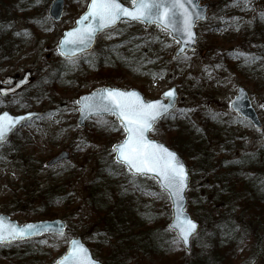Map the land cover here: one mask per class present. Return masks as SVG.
<instances>
[{"label":"rangeland","instance_id":"374dc122","mask_svg":"<svg viewBox=\"0 0 264 264\" xmlns=\"http://www.w3.org/2000/svg\"><path fill=\"white\" fill-rule=\"evenodd\" d=\"M23 1H20V4ZM41 1L45 10V17H48L47 10L52 0ZM121 1L126 5H131V0ZM203 1L218 3L220 0H201V2ZM88 2L89 0H65L62 20L54 24L55 27L49 29L47 33L46 31L44 32L42 24L38 21H35L36 24L29 21L33 18L34 12L29 10L22 12L11 9L14 12L11 13L10 17L12 26L16 30L27 29L30 37L20 46L16 54L11 55L7 63L0 65V82L4 78L8 82L13 77L29 71L31 74V85L17 94L13 98L14 100L7 101L9 103L8 110L15 114L17 113L15 108L20 102H24L28 104L30 111H41L44 115L19 128L12 141L5 148L8 153L4 158L0 159V204H3L6 198L15 199V196L20 195L18 188L20 184L17 181L21 180L24 175L44 179L53 171L63 167L73 165L79 166L80 169H74L78 176L70 184L71 189L73 188L74 203L68 212L70 215L75 213L77 215V218L71 222L66 219L70 231L63 236L41 237L33 242L24 244L20 248L0 245V264H52L63 253L69 239L74 236H80L93 250V244L98 236L93 229L99 230L102 228V224L96 222L93 214H88L84 210L78 214L77 208L78 206H83L82 200L87 197V185L95 178L98 170L106 164L114 163V153L111 150V146L122 141L123 133L119 124H117V130H110L111 125L117 123L113 116L102 117L108 119L105 121L111 124L107 127H100L99 129L97 125H92L93 122L89 120L84 129L77 128L75 123L77 105L74 102L79 96V92L83 94L89 91L85 83L82 82L86 75L83 69L86 67L78 66L79 57L66 60L56 52L59 34H61L63 29L66 30L74 26L75 20L85 10ZM1 4L3 7L5 6L3 2ZM23 4L25 3L23 2ZM250 6L251 4L246 3V10ZM240 7V10L243 9V6ZM213 10L214 8H212ZM2 14L4 15L3 12ZM48 20L50 19L48 18ZM201 27L203 26H197L196 50L177 60L173 58L177 43L170 40L167 37L168 35L160 30L163 33L162 38L164 36L170 41L169 47L166 45L160 54V63L169 65L165 73L159 76L150 73L151 68L159 65L156 58H153L152 60L145 59L146 62L143 61L142 66L139 68L133 67L132 70H123L124 73L121 71L120 73L115 72V74L119 76L118 87L139 90L141 88L142 90L140 91L146 99L159 98L166 89L172 86L175 87L179 94V107L167 118L169 119L171 116L172 119L177 121L183 111L190 116L191 121L201 131V136L206 142L204 146L210 145V151L214 153V158L211 161L217 164L221 158L227 157L229 154H231L228 156L229 158L238 157L244 152L254 151L264 144V108L261 107V105H264V92L260 91L261 93L256 96L250 95L249 86L240 84L241 78L225 63L220 61L218 57L213 56V52L210 51L201 38ZM156 29L159 30L158 28ZM115 30L116 28L109 30L98 37L97 44L93 49L94 55H96L95 52L101 55L107 46L118 42L121 43L119 46L116 45L120 54L131 55L128 53L129 51L142 50L138 46L123 42L125 38L118 39ZM130 31L133 30L128 32ZM223 35H226L225 31L220 34V36ZM34 48H37V51H33ZM131 53H133V56L138 55V52ZM83 58H85L84 60L87 59L86 57ZM56 73L57 77L53 79L56 80L54 81V86H51L49 82L45 84L47 87H43V96L46 99L41 98L39 100L35 92L39 84L43 85L42 78ZM91 73L92 71L88 72L89 75ZM71 79L73 81H70ZM243 80L245 81V79ZM74 81L77 82L76 85L79 84L77 88L79 92L71 90L70 87H67L68 89L62 88L67 84H74ZM251 82L258 83L253 80ZM238 86H242L249 93L252 106L258 112L263 123L261 130L253 129L246 121L231 111L230 104ZM206 117H208V120H206ZM162 122H159L155 130L150 133V137L168 145L170 136L163 129ZM170 134L173 135L172 133ZM232 137L236 139L235 143L237 146L234 147L233 152L225 153L222 148L225 147L223 142L227 138ZM112 141L114 142L112 143ZM9 148H14V152H9ZM62 151L69 152V160L47 170L45 162ZM197 153L194 150V154ZM181 157L185 156L181 155ZM184 159L190 173V186L186 194L189 202L193 179L196 177L194 184L197 189L203 180L206 181L209 178H206V173L203 174L198 171L190 156ZM40 164L42 165L40 166ZM118 170L120 171V169ZM126 173L128 174L126 178L131 182V192L127 197H124L120 207L116 210V217L112 219L113 214L110 217L108 216L113 221V232L125 231L127 236H131L129 239L131 243L136 242V237H132V235L141 234L150 228L155 229L156 236L153 237L160 240V243H164L166 240L164 233L175 238L174 233L167 228L170 220V203L167 195L159 189L153 180L146 178L139 180L128 172ZM114 189L115 191L112 193L113 202L117 199L116 194L120 193L123 188L120 183H117ZM200 189H197V191ZM31 207L21 205L16 210V213L0 207V212L9 215L11 219L19 224L43 220L37 219L30 214L32 212ZM186 210L193 220L199 224H204V226L211 224L207 215L200 217V215L195 214L189 208L188 203ZM224 211H226L225 208ZM55 218L65 220L60 215ZM162 224L166 231L159 227ZM257 238H259L257 241L259 253L255 254L253 252L255 247L252 246V243ZM156 243L159 242L156 240ZM201 246L199 244V247ZM169 249L171 250V248ZM27 250L36 254L40 253L42 257L35 259L30 257L22 258ZM186 253L189 254V252ZM235 256L236 258L234 259L236 261L234 264H264V234L258 232L257 236L247 235V241L243 244L240 252L237 250ZM97 258L104 264H110L103 257L97 256ZM113 264L118 263L114 262Z\"/></svg>","mask_w":264,"mask_h":264},{"label":"trees","instance_id":"16d2710c","mask_svg":"<svg viewBox=\"0 0 264 264\" xmlns=\"http://www.w3.org/2000/svg\"><path fill=\"white\" fill-rule=\"evenodd\" d=\"M20 1L22 0H0V65L7 63L11 55L16 54L20 46L30 37L27 29L16 30L12 26L10 17L14 12L11 9L34 12L33 18L28 20L35 24V21H38L46 33L55 27L54 23L45 17L41 0H24L25 4L23 2L20 4ZM1 2L4 3V7ZM210 3L214 10L212 11L211 8V14L204 24L206 28L202 27L200 30L202 40L213 52V56L218 57L241 78L240 84L249 86L250 95L256 96L261 93L260 91L264 92V18H262L264 0H220L218 3L211 1ZM246 3L251 4L248 10L245 8ZM240 6H243V9L240 10ZM129 30L133 31L128 32ZM224 31L226 35L220 36ZM116 32L118 39L125 38L123 42L138 46L142 50H132L128 52L131 55H123L117 49V46L121 44L118 42L107 46L101 55L96 52L94 62L80 58L78 62L86 67L83 69L86 75L82 82L88 89L101 85L117 87L119 76L115 72L124 73L123 70L139 68L143 61L146 62L145 59L156 58L159 62L157 67L151 68V74L159 76L167 71V63H160V54L163 45H167L168 42L164 36L162 38L160 31L152 28L147 33L138 24H122ZM33 51H37V48ZM131 52H138V55L133 56ZM90 71L92 73L89 75ZM252 80L258 83H252ZM54 81L56 80L52 79L51 86H54ZM67 87L79 92L77 89L79 84L76 86L75 81L74 84H67L62 88L68 89ZM40 89L39 87L36 90V96L39 100L46 99L39 91ZM7 100L10 102L13 99L0 98V108L9 107ZM29 109L28 104L20 102L15 111L24 112ZM181 115L177 121L169 118L161 124L170 136L169 147L176 149L186 158L190 156L198 171L206 173V178L210 179V181L203 180L199 185L201 188L199 191L194 184L196 177L193 179L188 205L200 217L207 215L211 224L207 226L201 224L197 237L192 240L189 254L184 252L176 238L166 233L163 234L166 240L160 243V240L153 237L156 236L154 228L132 235L136 237L135 243L129 241L131 236H127L125 231L120 230L119 233H114L113 221L108 216L113 214L112 219L116 217V210L124 197L131 192V182L126 178L128 175L126 171L111 162L98 170L95 178L87 185V197L82 200L83 208L79 206L77 208L78 214L84 210L88 214H93L96 222L102 224L101 229H93L98 235L93 244L95 256L103 257L110 264L114 262L118 264H234L236 261L234 258L237 256L235 253L243 248V241H247V235L257 236L258 232L264 234V180L262 179L264 178V144L238 157L229 158L228 156L231 155L229 154L214 164L211 161L214 153L210 151V145L204 146L206 142L201 136L199 127L185 112ZM105 120L108 119L94 118L92 125H97L100 129L105 127L101 123ZM113 124L117 127L116 123ZM109 125L111 124L108 123ZM235 140L232 137L223 142L225 147L222 148L225 153L234 151V147L237 146ZM194 150L198 153L194 154ZM4 156L5 150L0 153V158ZM74 169H80V167L73 165L63 167L53 171L44 179L27 176L26 179L21 180L23 185L18 186L20 195L15 196V199H4L8 201L0 204V207L16 213L21 205L32 206L30 214L37 219H53L60 215L69 219V222L75 220L76 213L70 215L68 212L74 203L73 188L71 189L70 184L78 176ZM117 183H120L123 189L116 194L117 199L113 202L112 193ZM159 227L163 228V224ZM67 231H70L69 227ZM163 231L166 229L163 228ZM156 240L159 243H156ZM24 244L28 243H13L10 246L20 248ZM199 244L202 246L199 247ZM24 257L35 259L42 257V254L27 250L22 258Z\"/></svg>","mask_w":264,"mask_h":264},{"label":"snow or ice","instance_id":"6c2138e0","mask_svg":"<svg viewBox=\"0 0 264 264\" xmlns=\"http://www.w3.org/2000/svg\"><path fill=\"white\" fill-rule=\"evenodd\" d=\"M192 4L193 0H131V7H125L120 0H90L87 10L75 21L77 26L68 31L61 40L60 47L68 51H61L60 54L66 56L69 51L80 50L81 46L94 39L98 31L114 26L121 17L156 23L178 33L185 43L193 41L195 34L192 28L198 14H194L187 7ZM3 92L4 90L0 89V94ZM164 96L169 99V103H163L159 99L145 101L140 93L134 90L104 88L92 96L81 97L74 103L82 104L79 111L85 114L103 111L116 116L125 135L122 141L112 145V152L116 154L115 162L126 166L134 173H154L161 188L168 192L170 198L175 197L178 203L184 199L183 192L188 186L185 165L175 152L161 143L150 140L146 135L149 131L155 130L154 126L159 119L171 115L170 109L173 107L171 100L175 97V90L169 89ZM24 119L25 117L21 116H11L7 111L0 113V142L6 138L16 123ZM101 123L102 126H108L107 121ZM110 130H117L115 124L111 125ZM172 226L178 229L185 244L196 229L195 222L179 209ZM50 227L35 224L5 227L3 218H0V244L24 238L41 230L47 231ZM59 232L63 235L62 229H59ZM70 243V250L56 261V264H98L82 243L75 239Z\"/></svg>","mask_w":264,"mask_h":264},{"label":"water","instance_id":"95a60500","mask_svg":"<svg viewBox=\"0 0 264 264\" xmlns=\"http://www.w3.org/2000/svg\"><path fill=\"white\" fill-rule=\"evenodd\" d=\"M121 2V1H120ZM122 3V2H121ZM125 7H128L126 5H124ZM131 7V6H130ZM187 7L194 13V14H198L197 18L194 20V23H193V28H192V31L194 32V40L193 41H188L187 43H185L181 38H180V35L176 32H173L171 29H165L163 26H160L156 23H152V22H143V21H140V20H131L129 17H121V19L119 21H117V23L114 25V26H111L107 29H111L113 27H115L118 23L122 22V21H128V22H141L144 24V28L147 29L149 28L151 25H157L159 26L161 29L167 31L169 34H170V37L173 39V40H176L178 42V47L174 53V57L175 58H178L180 57L181 55H184L187 51H194L196 49V41H197V33L195 31V27L198 23L200 22H204L206 21L207 19V10L209 8V4L208 3H205L203 5H199V1L198 0H193V4L192 5H187ZM63 8H64V0H53V2L50 4V7H49V11H48V14H49V17L54 21V22H58L61 17H62V14H63ZM87 10V8H86ZM85 10V11H86ZM84 13V12H83ZM82 13V14H83ZM81 14V15H82ZM79 19V18H78ZM77 19V20H78ZM179 23V22H178ZM76 23H75V27H76ZM74 28V27H73ZM72 28L68 29V30H65L63 33H62V37L60 38L59 40V43L57 45V52L58 54L63 57V58H74V57H77L79 55H82V54H85V53H89L92 48L94 47L95 45V42H96V38L98 36V34H100L101 32L107 30V29H104L102 31H98L96 34H95V37L94 39L86 44V45H83L81 46L80 50H77V51H69V54L66 55V56H62L60 54L61 51H68V49H64V48H61L60 47V42L61 40L64 39V36L65 34L70 31ZM70 48L71 47H74V46H69ZM181 49H183V51H181ZM30 73L29 72H26L22 77L18 78L17 80H13L10 84H12V87H9V88H1L4 90V92L1 94L3 96H8V95H11V94H14L16 93L18 90H20L21 88H23L24 86L28 85V83L30 82ZM104 88H113V87H110V86H103V87H100V88H96L94 90H92L90 93H87V94H83L81 95L77 100H80L81 97H88V96H92L94 93L98 92L99 90H102ZM117 89H120V88H117ZM170 89H174L175 90V97L172 98L171 100V103L173 105V107L170 109V113L176 108L177 104H178V94H177V91H176V88L175 87H171ZM121 90H125V91H136L138 93H140L141 97L144 99V96L143 94L136 90V89H121ZM169 90V89H168ZM167 90V91H168ZM166 92V91H165ZM164 92V93H165ZM164 93L162 94V97L161 98H158L159 100H161L163 103H169V99L166 98L164 96ZM165 99L167 101H165ZM145 100V99H144ZM153 100H157V99H153ZM146 101V100H145ZM148 101H152V100H148ZM77 104V103H76ZM78 106V116H77V119H76V125L77 127L79 128H84L85 127V124L86 122L92 118V117H102V116H110L112 115L111 113H105L103 111H100V112H93L91 114H85V113H82L81 111H79V109L82 107V104H77ZM231 109L233 112L239 114V116L248 121L255 129L257 130H260L262 128V123L259 119V116L257 114V112L255 111V109L252 107V104L250 102V99H249V95L247 93V91L243 88V87H238L237 88V93L236 95L234 96L233 98V101L231 103ZM5 112V111H4ZM10 114V113H9ZM11 115V114H10ZM40 114L37 113V112H28V113H25V114H20V115H17V116H21V117H25L24 120H21L19 121L18 123L15 124L14 128L9 131L6 135V138L0 142V143H3L6 141V139L8 138V136L12 133V131L17 128L20 124H22L24 121L26 120H29V119H33V118H36L38 117ZM13 116V115H11ZM116 118V116H115ZM117 120V118H116ZM161 119H159L157 121V123L160 121ZM118 121V120H117ZM119 123V121H118ZM156 123V124H157ZM155 124V125H156ZM155 127V126H154ZM123 130V129H122ZM151 131H149L148 133H146V135L148 136V138L150 139L149 137V133ZM124 133V132H123ZM152 140V139H150ZM155 141V140H153ZM158 142V141H156ZM158 143H161V142H158ZM163 145H165L164 143H161ZM166 146V145H165ZM167 147V146H166ZM170 151H173L177 154V157L180 159V161L185 165L184 163V160L179 156V154L167 147ZM69 159V153L67 151H62L60 152L57 156L51 158L48 162H46V166L48 167H51V166H54L62 161H67ZM116 159V154L114 155V161ZM118 164V163H117ZM122 165V164H120ZM124 166V165H122ZM128 172L134 176H143V177H147V178H153L155 179L157 182V178H156V175L154 173H147V174H138V173H134L133 171H129V169L124 166ZM185 169L186 171L188 172V168L187 166L185 165ZM189 180H190V175H189V172H188V180H187V188L186 190L183 192V197L184 199L182 201H179L177 203L176 201V198L175 197H169V194L166 190L162 189L161 188V185L160 183L158 182L160 188L167 193L168 195V198H169V201H170V204H171V220L168 224V228L169 230L173 231L177 237L178 240H180L183 248L188 251L189 248H190V240L193 236L196 235L197 231H198V227H199V224L197 222H195L194 220H192L191 216L185 212V209H186V202H187V199H186V192L189 188ZM181 210L183 211L184 214H186V216L188 218H190L192 221L195 222L196 224V229L195 231L189 236V239H188V243L185 244L183 242V240L180 238V235H179V231L177 228L173 227L172 225H174L175 223V217L177 215V211ZM0 218H3V221H4V225L5 227L9 226V225H15V226H18V227H23L24 225H27V224H35L37 226H44V225H50V229L45 231V230H41L39 232H35V233H32V234H29L27 236H25L24 238H18V239H15V240H11L10 242L8 241H5L4 243L2 244H9V243H12V242H22V241H26V240H31V239H34V238H37V237H40L42 235H57V236H61L60 235V232H59V229H62L63 230V234L65 233L66 231V228H67V224L64 220H60V219H55V220H45V221H38V222H33V223H27V224H24V225H19L16 221H13L10 219L9 216L7 215H4V214H0ZM78 240L80 243H82L84 245V247L88 250V253L89 255L92 257V259H94L95 261L98 262V264H103L101 263L99 260L95 259L92 255V252L90 251V249L88 248V246L82 241V239L78 236V237H75V238H72L71 240ZM71 240L69 241L68 243V247L65 251V253L58 259L60 260L65 254L68 253V251L70 250L71 248ZM57 260V261H58ZM56 264V262L54 263Z\"/></svg>","mask_w":264,"mask_h":264}]
</instances>
